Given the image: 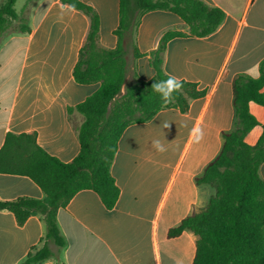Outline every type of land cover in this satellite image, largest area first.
Instances as JSON below:
<instances>
[{
	"label": "crops",
	"instance_id": "crops-1",
	"mask_svg": "<svg viewBox=\"0 0 264 264\" xmlns=\"http://www.w3.org/2000/svg\"><path fill=\"white\" fill-rule=\"evenodd\" d=\"M17 1V0H16ZM99 19L98 44L114 49L119 0H79ZM222 10L221 26L207 37H175L164 50L162 69L193 83L202 97L186 112L159 111L150 121L129 125L117 143L110 173L119 190L107 210L91 190L76 193L56 219L64 248L49 243L53 257L40 264H192L197 237L190 231L170 238L168 231L187 216L203 211L215 188L195 179L221 150L223 134L234 130L232 84L237 75L257 78L264 60V0H202ZM16 4V3H15ZM61 0H37L26 15L30 32L11 35L0 46V149L7 133L35 134L50 156L69 163L79 153L76 130L83 117L69 108L84 102L100 83L79 84L73 68L88 29L80 11L61 15ZM168 31L187 32L184 22L165 10L144 13L135 34L140 57L126 48V81L153 78L149 53ZM124 91V90H122ZM264 91V89H262ZM257 120L245 137L256 144L264 127V106L249 103ZM170 122L163 128V122ZM202 127L194 143L191 130ZM160 140L167 151L152 146ZM264 178V163L259 167ZM28 177L0 173V201L42 199ZM45 224L39 215L19 226L14 215L0 210V264H20L44 245Z\"/></svg>",
	"mask_w": 264,
	"mask_h": 264
},
{
	"label": "trees",
	"instance_id": "trees-1",
	"mask_svg": "<svg viewBox=\"0 0 264 264\" xmlns=\"http://www.w3.org/2000/svg\"><path fill=\"white\" fill-rule=\"evenodd\" d=\"M15 3L16 0H5L0 6V46L13 34L30 32L28 17L23 16L29 8L17 13ZM61 3H74L89 19L73 78L79 84L100 83V87L84 102L68 109L69 113L76 111L83 117L76 130L79 153L69 163L45 152L37 144L35 134L7 133L5 136L0 149V173L28 177L44 194L40 200L0 201V210L11 212L19 226L34 215H39L45 224L43 247L33 248L20 264H40L53 257L49 243L59 249L66 246L56 215L79 191L95 192L107 210L113 209L119 190L110 168L125 128L148 122L163 109L178 108L186 112L189 102L204 94L197 91L195 84L183 81L182 89L173 93L172 102L165 103L151 89L156 81L167 79L162 69L167 42L175 37H207L225 18L222 10L202 0H119V25L114 31L117 45L114 49H104L98 44L99 19L95 11L79 0H61ZM153 10L177 15L187 32H166L157 48L149 53L153 78L146 82L133 79L127 83L126 48H131L133 57L141 56L135 45L136 29L141 16ZM12 22L16 26L8 32ZM258 71L257 78L247 75L234 78L236 126L223 134L220 152L195 179L197 185L214 187L215 194L203 211L187 216L168 231L170 238L184 231L197 237L192 264H264V178L258 173L264 163V127L255 145L245 142L250 130L258 125L249 112V103L264 106V60L259 63Z\"/></svg>",
	"mask_w": 264,
	"mask_h": 264
},
{
	"label": "clouds",
	"instance_id": "clouds-1",
	"mask_svg": "<svg viewBox=\"0 0 264 264\" xmlns=\"http://www.w3.org/2000/svg\"><path fill=\"white\" fill-rule=\"evenodd\" d=\"M76 12V5L73 3L71 5H65L61 7V15L65 12ZM183 87V81L176 77L175 75L168 74L167 79L165 80H160L156 81L155 83L152 84L151 89L155 92L158 93L161 97V99L165 103H171L173 99V93H178ZM170 126V122H163L162 127L163 128H168ZM191 137L194 143H200L203 138H204V131L202 127L200 126H195L191 130ZM152 146L156 149V151L160 153H164L167 151L166 147L160 140H154L152 142Z\"/></svg>",
	"mask_w": 264,
	"mask_h": 264
},
{
	"label": "rangeland",
	"instance_id": "rangeland-1",
	"mask_svg": "<svg viewBox=\"0 0 264 264\" xmlns=\"http://www.w3.org/2000/svg\"><path fill=\"white\" fill-rule=\"evenodd\" d=\"M35 1H37V0H17L16 4H15L16 12L20 13L25 8H31L33 6V4L35 3ZM4 2H5V0H0V6H2ZM26 11H27V9H26ZM26 11L23 14L24 17L26 16ZM15 26H16V24L14 22H12L8 28V32L13 31Z\"/></svg>",
	"mask_w": 264,
	"mask_h": 264
}]
</instances>
